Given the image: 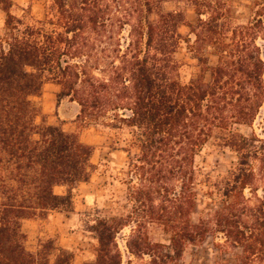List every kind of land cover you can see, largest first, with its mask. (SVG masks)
Wrapping results in <instances>:
<instances>
[{
  "label": "trees",
  "instance_id": "trees-1",
  "mask_svg": "<svg viewBox=\"0 0 264 264\" xmlns=\"http://www.w3.org/2000/svg\"><path fill=\"white\" fill-rule=\"evenodd\" d=\"M168 1L52 0L50 17L23 25L9 12L10 0H0L6 12L0 47V264H39L41 255L40 264H48L54 245L47 241L42 252L28 251L21 219L70 206L71 189L90 172L89 145L36 122L31 97L44 78L59 85L57 101L77 103L78 120L126 128L135 148L128 165L130 211L93 225L98 246L91 264H122L116 234L127 226V251L146 256L144 264H181L187 244L216 233L241 247L237 264L264 257V139L254 130L235 131L251 127L264 104V0L247 22H235L226 0H190L196 21L187 23L191 36L185 41L200 75L187 83L177 78L174 56L185 19L180 10L164 9ZM211 139L233 148L237 163L213 183L209 215L193 221L198 186L209 183L197 157ZM55 186L66 193H55ZM205 193L213 198L212 190ZM150 223L162 228L168 244L149 240ZM70 258L60 251L54 264H70Z\"/></svg>",
  "mask_w": 264,
  "mask_h": 264
},
{
  "label": "rangeland",
  "instance_id": "rangeland-1",
  "mask_svg": "<svg viewBox=\"0 0 264 264\" xmlns=\"http://www.w3.org/2000/svg\"><path fill=\"white\" fill-rule=\"evenodd\" d=\"M232 10L235 22H247L255 10V4L261 0H226ZM9 12L20 19L23 25H37L39 21L50 17L53 12L52 0H10ZM165 10H180L185 22L178 26L182 36L174 54L178 62L177 78L181 83H187L200 75V65L194 54L189 50L187 37H190L187 23L196 21V14L190 0H170L164 4ZM6 12L0 8V47L5 35ZM4 45V44H2ZM209 63L215 58L205 51ZM208 79V72L203 74ZM59 85L48 78H44L41 88L36 95L31 97L32 103L38 110L36 122L57 126L66 133L76 134L78 139L89 145L92 149L90 156V172L85 181H80L71 189V205L63 209L67 214L66 225L58 235L64 236L66 248L56 246L55 239H33L26 242V231L33 227L24 226L27 219L43 218L47 212H37L35 215L21 219V230L25 234V248L36 253L42 252L41 244L50 241L54 249L48 254V264H54L55 257L64 252L70 255V264H91L96 258L98 246L93 225L99 219L111 220L115 217H124L130 211L128 200L129 162L135 152L131 145V134L128 129H113L102 124L82 122L77 119L79 106L76 102L64 97L57 101ZM264 118V104L261 107L254 124L250 127L239 125L235 131L249 135L253 130L264 139L262 122ZM202 168V174L207 176L209 183L198 186L197 205L191 215L193 221L200 217H207L215 207L216 194L213 183L222 181L237 163L236 152L233 148L221 145L218 140L211 139L197 157ZM6 174V171H5ZM198 178H201L200 176ZM213 191L212 199L205 191ZM258 194L260 191L257 192ZM245 194L250 196L248 190ZM2 194L0 190V202ZM50 211V210H49ZM25 221V222H24ZM56 223L52 224V229ZM35 229V228H34ZM129 226L124 227L116 234V242L121 252L122 264H144L146 256L140 258L131 255L126 248L125 241L129 235ZM146 232L152 242L168 244V235L156 223L147 225ZM242 254L241 247L230 245L221 233L208 235L203 241L189 243L185 246L181 257V264H237L238 257ZM45 258L39 257V264ZM253 264H264V257L257 259Z\"/></svg>",
  "mask_w": 264,
  "mask_h": 264
},
{
  "label": "crops",
  "instance_id": "crops-1",
  "mask_svg": "<svg viewBox=\"0 0 264 264\" xmlns=\"http://www.w3.org/2000/svg\"><path fill=\"white\" fill-rule=\"evenodd\" d=\"M54 191L57 194H65L66 188L63 186H55ZM71 212L65 211L63 209H53L46 213L43 218H29L26 223H23L24 226L33 227V229H28L26 231V242L33 239H55L56 246L60 248H66L67 243L63 235H58V231H63L66 225V219ZM25 222V221H24ZM56 223L55 228L52 229V224ZM35 228V229H34ZM67 244V245H66Z\"/></svg>",
  "mask_w": 264,
  "mask_h": 264
}]
</instances>
